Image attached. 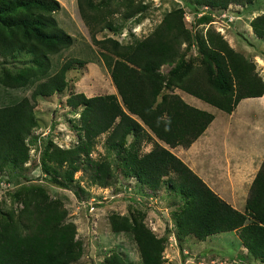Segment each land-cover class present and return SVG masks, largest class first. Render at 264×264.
<instances>
[{
    "label": "trees",
    "instance_id": "1",
    "mask_svg": "<svg viewBox=\"0 0 264 264\" xmlns=\"http://www.w3.org/2000/svg\"><path fill=\"white\" fill-rule=\"evenodd\" d=\"M250 1L183 0L197 24L208 21V13L197 5L224 8L229 3ZM75 4L90 40L99 47L116 93L86 95L76 91L66 96L69 106L81 105L78 129L82 134L71 146L47 143L41 166L55 173L50 180L67 187L72 173L82 168L90 181L107 183L111 176L107 161L89 157L94 137L106 131L107 146L124 151L126 166L141 182L155 186L166 175L170 190L184 198L175 214L182 235L191 233L201 240L208 234L235 230L248 254L264 260V154L248 187L243 211H239L158 142L138 152L140 142L150 133L169 147L187 146L213 118L211 112L188 104L171 90L160 93L163 88L177 87L228 113L242 97L252 98L264 91V80L256 73L254 62L210 25L203 30L186 27L182 7L165 11L145 36L120 43L111 36L94 35L103 28H117L110 19L114 13L128 18L143 11L144 2L75 0ZM58 8L57 0H0V56L20 50L30 55L32 63L27 75H0L2 84L21 86L28 75H43L49 68L48 54L71 44V35L53 16ZM249 24L256 36L264 38V11L254 15ZM190 46L195 48L194 56H186ZM194 60L197 63L193 64ZM164 63H173L167 75L158 69ZM70 65L66 60L54 74L37 81L29 97L61 90ZM34 125L32 104L26 96L0 106V169L27 159L24 137ZM127 133L132 134L133 142L125 147ZM14 196L19 208L0 217V264H73L82 246L75 237V224L66 219L65 208L35 184L22 185ZM108 221L113 231L132 232L142 264H170L161 257V238L142 221L130 223L126 216L115 213Z\"/></svg>",
    "mask_w": 264,
    "mask_h": 264
},
{
    "label": "rangeland",
    "instance_id": "2",
    "mask_svg": "<svg viewBox=\"0 0 264 264\" xmlns=\"http://www.w3.org/2000/svg\"><path fill=\"white\" fill-rule=\"evenodd\" d=\"M57 1L59 8L53 12V16L57 24L71 35V44L48 54L49 68L43 75H28L25 84L16 87L0 82V106L26 96L32 104L35 117V125L24 137L28 147L27 159L17 165L7 163L0 169V217L11 211L16 212L19 208L20 202L14 196L17 189L22 185L35 184L43 187L51 198L61 204L66 210V219L75 224V237L81 242L82 251L73 264H142L132 232L110 229L108 217L112 213L126 216L130 223L133 219L142 221L149 227L161 238V257L170 264L264 263V260L246 254L247 251L244 253L246 248L242 249L244 246L236 237L235 230L225 234L215 232L201 240H197L191 233L182 235L183 232L176 228L175 214L183 205L184 198L170 190L166 175L155 186L141 182L126 166L124 151L107 146L106 131L94 137L89 157L107 161L111 174L107 183L101 185L90 181L87 170L82 168L72 173V181L68 182L67 187L50 180L55 173L51 168L44 171L41 166L47 143L50 141L62 147L71 146L82 134L78 129L81 105L69 106L66 96L76 91L87 95L116 93L100 57L99 47L90 40L87 26L79 17L75 0ZM140 1L146 4L143 11L125 19H121L119 13H114L110 19L117 28H103L94 36H111L120 43H131L148 34L165 11L182 7L186 27H202L203 30L210 25L230 46L254 62L256 73L264 80V38L256 36L249 24L254 15L264 11V0H252L244 4L229 3L224 8L197 5L198 10L208 13V21L198 24L183 0ZM195 53L194 46H190L186 56H194ZM66 60H70L71 65L64 73V87L48 95L30 98L35 83L54 74ZM195 63L197 60H194ZM172 66L173 63H164L158 69L167 75ZM31 70L32 63L27 52L19 50L8 56H0V75L23 76ZM169 90L181 93L177 87H165L160 93ZM261 95L239 99L237 115L231 111L226 113L203 101L204 110L212 113L213 120L201 132L204 135L202 144H198L201 150L197 148L192 154L198 159L199 167L206 168V163H201L204 145L210 146L215 154L219 148L217 151L220 158L216 154L218 161L215 163L220 162L221 166L223 159L227 170L242 164L239 160L250 153L255 155L260 151L264 144V95ZM254 130L261 133L255 142L247 139L250 135L254 136ZM132 142V134L127 133L124 146L128 147ZM154 142L167 146L150 133L140 142L138 152L147 151ZM180 149L179 146L170 147V151L177 157Z\"/></svg>",
    "mask_w": 264,
    "mask_h": 264
},
{
    "label": "crops",
    "instance_id": "3",
    "mask_svg": "<svg viewBox=\"0 0 264 264\" xmlns=\"http://www.w3.org/2000/svg\"><path fill=\"white\" fill-rule=\"evenodd\" d=\"M181 90V89H179ZM86 94V93H84ZM185 102L188 104H191L197 108L204 109L203 106L204 102L203 100L181 90L177 93ZM87 95V94H86ZM262 95H264L262 93ZM261 95V96H262ZM256 97V96H255ZM259 97V96H258ZM238 103V102H237ZM232 114L237 115L238 114V104L235 106V110H231ZM227 113V112H226ZM213 118L211 119V121ZM209 125V124H208ZM207 125V126H208ZM206 126V127H207ZM205 127V128H206ZM204 128V130H205ZM254 136L251 137V135L247 138L253 142L258 141V138L261 133H256L254 130ZM206 139V136H205ZM204 140V135L201 133L193 139L187 146H182L180 144H177L173 147L179 146L181 149L180 154H178V157L181 158L183 162L186 163L188 167H190L196 174L216 193L219 197H221L223 200L228 202L230 205H232L235 209L239 211H243L244 208V202L247 195V188L250 185V182L260 164V161L262 159V153L264 152V144L260 147V151L253 155L250 153L246 158H243L239 160L242 162L239 166L235 167V165L229 168H225L223 159H222V165L220 166V162L215 163L220 156V154L216 149V154L214 153L213 149L210 146L204 145L202 147V153H201V163L205 165L206 168L199 167L198 159L194 158L193 153H195L198 147V144H202V141ZM163 142V141H161ZM200 142V143H199ZM164 143V142H163ZM215 143V142H214ZM264 143V142H263ZM160 144V143H159ZM166 144V143H164ZM217 144V143H216ZM167 145V144H166ZM164 146V145H163ZM165 147V146H164ZM214 149L215 147L212 146ZM166 148L170 150V147L167 145ZM172 148V147H171ZM246 190V192H245ZM228 231H222L218 234H225L228 233ZM212 236V234H208L207 236ZM236 236V234H235ZM237 237V236H236ZM243 250H245V247H242ZM246 250L244 251V253ZM248 254V252H246ZM251 260H254L253 258ZM257 262V261H255ZM260 263V262H259ZM261 264H264L261 262Z\"/></svg>",
    "mask_w": 264,
    "mask_h": 264
}]
</instances>
